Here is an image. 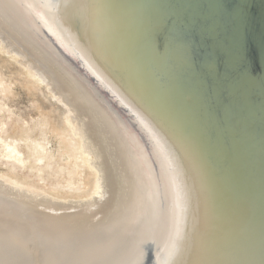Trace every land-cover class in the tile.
Here are the masks:
<instances>
[{
	"label": "bare ground",
	"instance_id": "1",
	"mask_svg": "<svg viewBox=\"0 0 264 264\" xmlns=\"http://www.w3.org/2000/svg\"><path fill=\"white\" fill-rule=\"evenodd\" d=\"M158 1L151 0L157 14ZM155 21L118 0H0V40L10 48L17 42L21 48L12 51L23 57L30 46L48 69L36 66L35 77L51 81L50 94L66 106L70 128L62 137L72 152L58 156L43 134L24 125L16 133L1 120L0 160L25 177L0 178V264L233 263L228 245L246 229L231 177L238 174L230 172L241 159L209 141L214 159L208 162L200 151L201 130L187 123L186 129V115L179 117L169 91L147 69L149 60L161 59L148 55L135 26L145 34ZM71 112L82 120L81 130ZM58 157L64 165L57 169ZM81 166L96 176L91 199L61 202V191L74 192V183L55 177L64 172L71 180ZM10 217L22 221L20 228L8 229L4 221Z\"/></svg>",
	"mask_w": 264,
	"mask_h": 264
},
{
	"label": "water",
	"instance_id": "2",
	"mask_svg": "<svg viewBox=\"0 0 264 264\" xmlns=\"http://www.w3.org/2000/svg\"><path fill=\"white\" fill-rule=\"evenodd\" d=\"M118 1L126 10L156 19L145 34L135 26L148 55L161 59L158 64L149 60L146 67L169 91L179 117L186 115L183 125L201 130L200 151L207 161L212 163L209 141L240 157L241 167L230 172L238 174L231 177L238 184L234 196L243 204L246 229L227 249L235 258L232 264H264V0H159L161 16L151 0ZM63 56L84 72L79 62ZM97 91L108 98L103 89ZM111 109L125 116L116 104ZM4 223L20 228L15 219Z\"/></svg>",
	"mask_w": 264,
	"mask_h": 264
},
{
	"label": "rangeland",
	"instance_id": "3",
	"mask_svg": "<svg viewBox=\"0 0 264 264\" xmlns=\"http://www.w3.org/2000/svg\"><path fill=\"white\" fill-rule=\"evenodd\" d=\"M12 45H13L12 48H15V46L18 48L20 47L17 42L16 43L14 42V40ZM25 46H27V44H25ZM12 48L6 46V44H4L0 40V77L2 78V81L4 83V85L3 83L0 84L1 86L0 87V122L1 120L4 122H8L9 123L8 125H10L11 129H13L16 133L18 132V129L24 125L27 128L28 127L31 128L32 133L34 135L37 134L38 136H40L41 134H43L45 138L47 137L45 139L48 142L47 146L50 149L53 148L52 150L54 154L56 153L58 156H62L63 152H65V149L69 153H72L70 150L69 143L66 141L65 138L62 137L70 128V126L66 122L67 120L66 118L68 116V114L66 115L67 113L66 106H64L60 101L58 102V100L55 99V96H53L55 92H51L52 86H54L52 85L51 81H46L43 84L40 83L38 79L35 77L34 68H36V66L49 74L48 69L45 66L41 65L40 62H38L37 57L39 56L36 55L35 51L30 46H27L29 53L27 57H23L19 55L17 52L12 51ZM27 59L28 60L30 59V63H28ZM59 81L60 83L58 82L57 86L58 88L62 89V86L65 84H63L64 82H62L61 80ZM47 82H49V84ZM50 92L53 95H51ZM58 96L59 95H57L56 97ZM8 109L10 111H8ZM70 117L75 119L74 120V122L76 123L75 127L81 130V128L83 127L81 122L82 120L78 117V115L75 112H71ZM79 121L81 124L79 123ZM83 121L85 122V118H83ZM59 136H61L62 138ZM85 141L90 150L94 152L97 151L96 146L91 145V142L87 137ZM62 143L64 144L63 145L64 148L62 146ZM92 157L95 161H98L94 153ZM108 157L109 155L106 154L101 157V160L103 158L105 159ZM112 163L113 162L111 160L109 161L107 159V164H109L108 168ZM63 165L64 162L62 158L58 157L55 168L58 169L60 166ZM92 173L94 174V171L91 170L90 168L81 166V168L78 171H76L75 174L72 175L71 180H69L68 177L66 176V173L61 172L60 174L57 175V177H55V180L62 184L73 182L74 192L66 193V191L62 190L61 192L64 195H66V198L53 197L52 195L49 194L48 195L42 194V195L52 200L61 199L63 200V201L60 200L61 202L67 204L70 202H79L80 200L91 199L92 191L94 189L95 181H96V176L95 174L93 175ZM5 175L16 176L18 179L20 178L22 179V177H25L22 171L11 172L9 170V167L5 164H2V161L0 160V178L6 177ZM31 180L35 181L36 178L32 177ZM113 181L114 182L116 181L115 176ZM113 187L115 188V186ZM116 190L115 192H117ZM86 194H88V196ZM66 200L69 202H67ZM7 212L10 213V211ZM7 212L5 213L8 214ZM18 221L22 222L21 220Z\"/></svg>",
	"mask_w": 264,
	"mask_h": 264
}]
</instances>
